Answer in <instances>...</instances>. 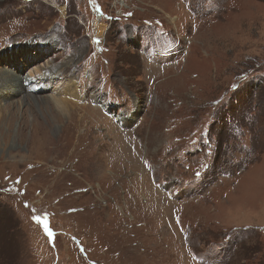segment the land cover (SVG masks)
<instances>
[{
    "label": "rangeland",
    "instance_id": "1",
    "mask_svg": "<svg viewBox=\"0 0 264 264\" xmlns=\"http://www.w3.org/2000/svg\"><path fill=\"white\" fill-rule=\"evenodd\" d=\"M0 68V264H264V0H0Z\"/></svg>",
    "mask_w": 264,
    "mask_h": 264
},
{
    "label": "bare ground",
    "instance_id": "2",
    "mask_svg": "<svg viewBox=\"0 0 264 264\" xmlns=\"http://www.w3.org/2000/svg\"><path fill=\"white\" fill-rule=\"evenodd\" d=\"M96 22V26H97V30L101 29L100 32H102V24L101 23H97ZM99 32V33H100ZM51 39V38H50ZM48 44V43H47ZM14 58H16V55L12 56ZM5 68V67H4ZM4 68H0V102L2 100L3 97H7L11 94H15V93H22L23 92V88L21 85V80L25 83V84H29L31 85V87L37 91H42L45 90V74H41L39 76H31V74L29 76H20L18 73H14L11 70L6 71ZM60 90H54L53 92L56 94V92H58ZM79 91H78V83L77 80L74 78H67L66 79V84H65V95L67 96V98H63V96H49L47 95L50 99V101H52L54 107L61 112L62 114H66V112L69 114V112H71L70 110H67V108H69L71 105H73L71 100H69V97H72L73 99H76L79 97L78 95ZM13 94V95H14ZM26 95V94H23ZM34 95H27L26 97H33ZM23 99V98H22ZM35 99V98H34ZM21 100V99H20ZM30 100V99H29ZM78 101V100H77ZM0 103V111L4 108V110H6V106ZM125 119V118H124Z\"/></svg>",
    "mask_w": 264,
    "mask_h": 264
}]
</instances>
